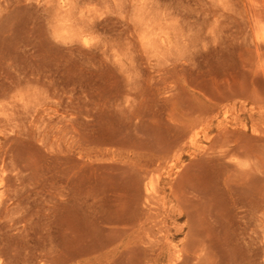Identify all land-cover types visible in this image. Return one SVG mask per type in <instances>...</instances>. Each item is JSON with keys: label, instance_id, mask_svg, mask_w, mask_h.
<instances>
[{"label": "rangeland", "instance_id": "obj_1", "mask_svg": "<svg viewBox=\"0 0 264 264\" xmlns=\"http://www.w3.org/2000/svg\"><path fill=\"white\" fill-rule=\"evenodd\" d=\"M68 1L0 0V264H264V0Z\"/></svg>", "mask_w": 264, "mask_h": 264}, {"label": "bare ground", "instance_id": "obj_2", "mask_svg": "<svg viewBox=\"0 0 264 264\" xmlns=\"http://www.w3.org/2000/svg\"><path fill=\"white\" fill-rule=\"evenodd\" d=\"M75 1V0H74ZM49 2H51L50 3V5L47 7V11L49 12V14L51 15V16H54V18H55V23L57 24V26L55 25V23H54V25L56 26V28L57 27H59V30L61 31V32H64V30L66 29V15L68 14V12H72V10L76 7L75 6V4H74V2L73 3H70L68 0H49ZM45 5V4H44ZM52 22H54L53 20H52ZM50 25V24H49ZM53 25V24H52ZM52 27V26H51ZM51 27L49 28V29H51ZM53 29V28H52ZM59 44V43H58ZM65 47V46H64ZM51 49V48H50ZM31 55V54H30ZM33 56H34V54H33ZM32 56V57H33ZM51 57V56H50ZM35 58V57H34ZM33 58V59H34ZM8 61V60H7ZM13 61V60H12ZM15 64V63H14ZM63 66V65H62ZM38 67V66H37ZM40 67V66H39ZM45 67V66H44ZM47 67V66H46ZM32 69V68H31ZM16 70H18V69H16ZM64 71H65V69L63 70V73H64ZM42 72V71H41ZM54 72V71H53ZM61 73H62V71H61ZM34 74V73H33ZM41 74V73H40ZM39 73L37 74L38 75V77H41V75H40ZM7 75H8V73H7ZM56 75V74H55ZM60 75V74H59ZM10 76H12V75H10ZM27 76V75H26ZM26 76H24V77H26ZM63 76H64V74H63ZM27 77H29V75L27 76ZM61 77V76H60ZM59 77V78H60ZM22 78V77H21ZM53 78V77H52ZM51 78V76L47 73L46 75H45V77H44V80L45 81H47V82H50V80L52 79ZM66 78V77H65ZM9 79V78H8ZM13 79V78H12ZM62 79H64V78H62ZM21 80V79H20ZM20 80H19V82H20ZM24 80V79H23ZM37 80H40V79H37ZM61 80V79H60ZM12 82V81H11ZM14 82V81H13ZM22 82V81H21ZM37 82H40V81H37ZM63 82H64V80H63ZM28 83H30V80H29V82ZM33 84V83H32ZM60 84V83H59ZM13 85H14V83H13ZM26 85H29V84H26ZM35 85V84H34ZM34 85H31V87L32 86H34ZM48 85H50V83H48ZM130 85H132V84H130ZM60 86V85H59ZM55 87H57V86H55ZM22 88V87H21ZM20 88V89H21ZM37 88V87H36ZM50 88H51V86H50ZM54 87H52V89H53ZM131 88V87H130ZM16 88H14V90H15ZM25 89V88H24ZM37 89H40L39 87L37 88ZM52 89H49V90H52ZM55 89V88H54ZM58 89V88H57ZM11 90V89H10ZM9 90V91H10ZM60 90V89H59ZM133 90V89H132ZM8 91V92H9ZM27 90L25 89V92H26ZM56 91H58V90H56ZM1 92V91H0ZM14 92V91H13ZM24 91L22 90L20 93H23ZM46 92V91H45ZM59 92V91H58ZM139 92V91H138ZM42 93V92H41ZM47 93H48V91H47ZM51 93V92H50ZM56 93V92H55ZM54 93V94H55ZM0 94H2V93H0ZM9 94H11V93H9ZM9 94H8V99L10 98L9 97ZM33 94H36V93H33ZM46 94V93H45ZM59 95H60V92L58 93ZM13 96L15 95V93L14 94H12ZM11 95V96H12ZM24 95V94H23ZM47 95V94H46ZM46 95H45V98H46ZM57 95V94H56ZM56 95L54 96L55 98H56ZM6 96H3L4 97V99H5V97ZM36 97L38 96L37 94L35 95ZM1 97V96H0ZM28 97V96H27ZM49 97V95L47 96V98ZM2 98V97H1ZM38 98H40L39 96H38ZM3 99V100H4ZM50 99V98H49ZM234 99V98H233ZM44 100V99H43ZM10 101V100H9ZM24 101V100H23ZM2 102V101H1ZM0 102V103H1ZM13 102V101H12ZM44 103L43 104H45V101H43ZM14 103V102H13ZM17 102H15V104H14V106L16 107L17 106V104H16ZM50 103V102H49ZM235 103V102H234ZM57 104V103H56ZM128 105V104H127ZM20 106V105H19ZM39 106H41V104H39ZM130 106H131V104H130ZM5 107V106H4ZM16 108H18V106L16 107ZM4 109V108H3ZM1 110V109H0ZM21 110H23V111H25L26 112V108H25V110L24 109H21ZM28 110V109H27ZM10 111V110H9ZM19 111V110H18ZM1 112V111H0ZM30 112V111H29ZM49 112V111H48ZM52 112V111H51ZM12 113H13V111H12ZM16 113H17V111H16ZM27 113H28V111H27ZM31 113V112H30ZM29 113V114H30ZM36 113V112H35ZM14 114V116H15V118H16V114L15 113H13ZM18 115H19V113H18ZM31 115H33V113L31 114ZM43 115V114H42ZM8 116V115H7ZM13 116V115H12ZM24 116V115H23ZM30 116V115H29ZM25 117V116H24ZM9 118H10V116H9ZM14 118V119H15ZM19 118V117H18ZM17 118V119H18ZM31 118V117H30ZM11 119V118H10ZM13 119V118H12ZM22 119V118H21ZM27 119V118H26ZM43 119V118H42ZM19 120V119H18ZM24 121H25V119H23ZM30 120V119H29ZM47 120V119H46ZM1 121H2V119H1ZM7 122H9L8 120H7ZM21 122H23V121H21ZM37 122V121H36ZM1 124V123H0ZM2 124H3V122H2ZM2 124H1V126H2ZM6 124V123H5ZM12 125V124H11ZM15 125H17V124H15ZM5 126V125H4ZM12 126H14V122H13V125ZM7 127H8V125H7ZM6 127V128H7ZM5 128V127H4ZM199 128L200 127H192V128H190L189 129V137H190V139H189V143H191V145H195V144H197V138H199L198 136H199ZM8 129V128H7ZM7 129H5L6 131H8V133H9V129L7 130ZM26 129V128H25ZM39 129V128H38ZM43 129H44V127H43ZM48 129V128H47ZM0 131H3V127L0 129ZM19 131V130H18ZM39 131V130H38ZM5 132V131H4ZM4 132H1L2 134H4ZM11 133H12V130H11V132H10V135H11ZM7 134V133H6ZM23 134V133H22ZM22 134H20V136L22 135ZM49 135V134H48ZM1 136V135H0ZM23 137V136H22ZM26 138H28L27 136H25ZM10 138H11V136H10ZM10 140V139H9ZM28 140V139H27ZM41 140V139H40ZM7 141H8V139H7ZM32 142V141H31ZM39 142V141H38ZM177 142V141H176ZM9 143V141L7 142V144ZM44 146V145H43ZM178 147H180V146H178ZM4 148H5V145H4ZM226 148V147H225ZM224 148V150H226ZM223 150V149H222ZM233 152H234V150H232ZM181 152V151H180ZM220 152V151H219ZM218 152V153H219ZM237 152V151H236ZM179 153V152H178ZM235 153V152H234ZM175 154V153H174ZM238 154V153H237ZM242 155V154H241ZM1 156V155H0ZM216 156H218V154L216 155ZM233 156H234V154H233ZM232 156V157H233ZM14 158H15V156H14ZM14 158H12V159H14ZM229 158V157H228ZM234 158V157H233ZM237 159H238V157H237ZM6 160V159H5ZM1 161V160H0ZM7 161V160H6ZM13 161V160H12ZM15 161V160H14ZM11 163V162H10ZM13 163V162H12ZM240 163V162H239ZM8 164V163H7ZM12 165V164H11ZM8 166V165H7ZM7 166H4V167H6V168H8ZM14 163H13V168H14ZM1 168V169H5V168ZM9 168H11V166L9 167ZM12 169V168H11ZM15 169V168H14ZM10 170V169H9ZM15 170H17V168L15 169ZM3 171V170H2ZM14 172V171H13ZM0 173H2L1 171H0ZM5 173H6V171H5ZM8 174H5L6 175V178H7V176L8 177H12L11 175L9 176V173H11V172H7ZM18 174V173H17ZM14 175V174H13ZM142 175V174H141ZM148 175V174H147ZM17 176L18 175H16V178H17ZM146 176V175H145ZM5 178V177H4ZM3 177H1L0 178V183H2V182H4V180L6 179H4ZM13 178V177H12ZM11 178V179H12ZM20 177L18 176V178L17 179H19ZM10 179V178H9ZM10 179V182L13 180H11ZM20 180V179H19ZM152 180H154V179H152ZM214 180V179H213ZM7 181V180H6ZM9 181V180H8ZM154 181H151V186L150 187H148V190H149V193H150V195H152L153 197H155V196H157V194H158V191H157V189H156V187H155V185H154V183H153ZM5 184V183H4ZM9 184H12V182L11 183H9ZM2 188L4 187L3 185L1 186ZM0 187V188H1ZM9 187V186H8ZM7 186H6V188H8ZM5 190H3V192H4ZM2 192V193H3ZM7 192H8V190H7ZM4 193H6V192H4ZM3 193V194H4ZM7 194H9V192L7 193ZM10 195V194H9ZM219 195V194H218ZM15 196H17L18 197V195L16 194V192H15ZM9 197V196H8ZM12 198H14L13 196H12ZM178 197L176 196V199H177ZM9 199H10V201L12 200L10 197H9ZM9 199H8V201H9ZM9 201V202H10ZM177 201V200H176ZM244 201V200H243ZM17 202H18V200H17ZM4 203H5V200H4ZM4 203H0V205H2V204H4ZM228 203V202H227ZM245 203V202H244ZM7 205V204H6ZM250 205V204H249ZM238 206H239V204H238ZM3 207V206H2ZM245 207H246V205H245ZM249 207H251V205L249 206ZM1 208V207H0ZM241 208H242V205H241ZM3 209V212L5 213L7 210H8V207H3L2 208ZM151 210V209H150ZM234 210V209H233ZM249 211V210H248ZM251 212V211H250ZM0 213H1V210H0ZM246 214V213H245ZM3 215V214H2ZM247 215V214H246ZM249 215V214H248ZM246 217V216H245ZM247 218H249V216H247L246 217V220L248 221L249 219H247ZM228 219V218H227ZM224 222V221H223ZM166 224V223H165ZM195 239V238H194ZM192 242V241H191ZM195 244V243H194ZM192 245V244H191ZM197 245V244H196ZM198 245H200V244H198ZM197 245V246H198ZM197 246H195V247H197ZM195 247H193V248H195ZM193 248L191 249H189V250H192L193 251ZM198 249H199V247H198ZM204 250V249H203ZM252 250V249H251ZM194 251H197V250H195L194 249ZM199 251V250H198ZM253 251H254V249H253ZM203 251H201V253H202ZM178 253V256H179V251L177 252ZM195 253V252H194ZM199 252H197V254H198ZM193 254V253H192ZM252 254H254V253H252ZM251 254V255H252ZM198 256V255H197ZM200 256V255H199ZM252 258V257H251ZM255 258H256V256H255ZM253 259V258H252ZM255 260V259H254ZM250 262H252V264H253V262L254 261H250ZM255 264H256V262H255Z\"/></svg>", "mask_w": 264, "mask_h": 264}]
</instances>
